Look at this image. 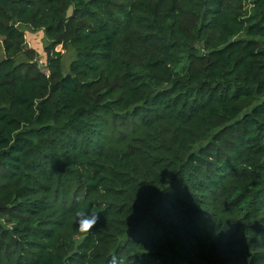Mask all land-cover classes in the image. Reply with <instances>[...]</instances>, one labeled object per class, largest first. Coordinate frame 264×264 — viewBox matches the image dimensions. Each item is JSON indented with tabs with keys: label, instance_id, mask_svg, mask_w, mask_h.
<instances>
[{
	"label": "trees",
	"instance_id": "trees-1",
	"mask_svg": "<svg viewBox=\"0 0 264 264\" xmlns=\"http://www.w3.org/2000/svg\"><path fill=\"white\" fill-rule=\"evenodd\" d=\"M113 256L264 264V0H0V264Z\"/></svg>",
	"mask_w": 264,
	"mask_h": 264
},
{
	"label": "rangeland",
	"instance_id": "rangeland-1",
	"mask_svg": "<svg viewBox=\"0 0 264 264\" xmlns=\"http://www.w3.org/2000/svg\"><path fill=\"white\" fill-rule=\"evenodd\" d=\"M25 41L26 44L34 50V58L38 59V63L41 66V71L45 70V45H46V38L42 30H32L31 28L25 27ZM55 50L61 51L63 53V64L65 69L69 67L70 61L73 58L72 50H65L62 49L60 45L56 46ZM48 73L47 70H45Z\"/></svg>",
	"mask_w": 264,
	"mask_h": 264
},
{
	"label": "clouds",
	"instance_id": "clouds-1",
	"mask_svg": "<svg viewBox=\"0 0 264 264\" xmlns=\"http://www.w3.org/2000/svg\"><path fill=\"white\" fill-rule=\"evenodd\" d=\"M98 216L92 215L87 216L85 213L81 212L78 214V229L82 233H87L89 230L93 229V226L97 223ZM110 264H119L115 256L112 257Z\"/></svg>",
	"mask_w": 264,
	"mask_h": 264
}]
</instances>
